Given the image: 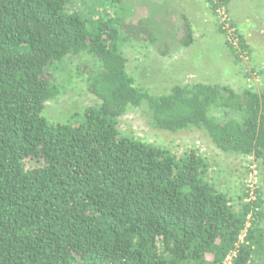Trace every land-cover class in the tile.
<instances>
[{"label":"trees","instance_id":"trees-1","mask_svg":"<svg viewBox=\"0 0 264 264\" xmlns=\"http://www.w3.org/2000/svg\"><path fill=\"white\" fill-rule=\"evenodd\" d=\"M206 1L214 14L230 2ZM75 2L0 0V264L264 256L262 190L237 201L209 179L196 149L175 154L120 129V117L145 108L154 129L201 130L221 151L253 157L264 188V90L197 81L152 93L129 72L125 45H158L166 56L167 43L143 19L88 16ZM179 36L185 47L194 42L187 16ZM237 39L233 52H251ZM79 80L99 102L50 121L46 103Z\"/></svg>","mask_w":264,"mask_h":264},{"label":"rangeland","instance_id":"rangeland-1","mask_svg":"<svg viewBox=\"0 0 264 264\" xmlns=\"http://www.w3.org/2000/svg\"><path fill=\"white\" fill-rule=\"evenodd\" d=\"M74 7L88 16L143 19L158 36V43H167L166 56L158 45L135 42L125 45L129 72L138 86L152 93L197 81L264 90V0H230L228 7L220 8L217 14L206 0H76ZM184 16L191 20L194 29V42L188 47L179 39ZM240 35L250 43L251 52L232 51L230 43L238 47ZM72 62L80 63L82 58L72 60L70 67ZM66 88L59 98L46 103L45 114L52 122L66 123L99 102L83 81ZM144 109L131 108L120 117L123 134L175 154L196 149L209 165V179L220 189L237 201L246 202L255 200L257 190H262L264 201L260 169L253 157L221 151L198 129L178 133L154 129ZM213 114L219 119L223 117L217 110ZM252 264H264V256Z\"/></svg>","mask_w":264,"mask_h":264},{"label":"built area","instance_id":"built-area-1","mask_svg":"<svg viewBox=\"0 0 264 264\" xmlns=\"http://www.w3.org/2000/svg\"><path fill=\"white\" fill-rule=\"evenodd\" d=\"M232 255L228 256L226 259V264H231Z\"/></svg>","mask_w":264,"mask_h":264}]
</instances>
